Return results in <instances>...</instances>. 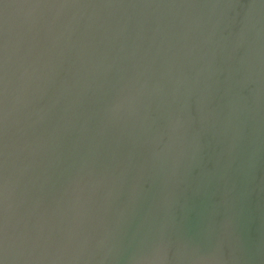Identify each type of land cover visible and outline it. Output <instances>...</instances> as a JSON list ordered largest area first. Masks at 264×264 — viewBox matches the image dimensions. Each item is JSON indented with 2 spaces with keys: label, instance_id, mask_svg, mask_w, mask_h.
Instances as JSON below:
<instances>
[{
  "label": "water",
  "instance_id": "1",
  "mask_svg": "<svg viewBox=\"0 0 264 264\" xmlns=\"http://www.w3.org/2000/svg\"><path fill=\"white\" fill-rule=\"evenodd\" d=\"M0 264H264V0H0Z\"/></svg>",
  "mask_w": 264,
  "mask_h": 264
}]
</instances>
